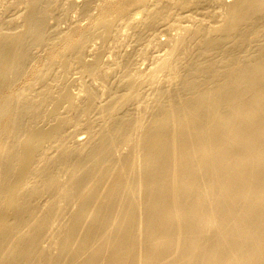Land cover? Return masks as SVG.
<instances>
[{
    "label": "bare ground",
    "instance_id": "obj_1",
    "mask_svg": "<svg viewBox=\"0 0 264 264\" xmlns=\"http://www.w3.org/2000/svg\"><path fill=\"white\" fill-rule=\"evenodd\" d=\"M77 1L0 0V264H264V0Z\"/></svg>",
    "mask_w": 264,
    "mask_h": 264
},
{
    "label": "rangeland",
    "instance_id": "obj_2",
    "mask_svg": "<svg viewBox=\"0 0 264 264\" xmlns=\"http://www.w3.org/2000/svg\"><path fill=\"white\" fill-rule=\"evenodd\" d=\"M83 1H85V0H78L77 2L78 3H75V5H73L70 9H69V11L67 12V17H69V18H67L66 20H65V22L63 21H61L60 22V24L59 23H57V25L59 26H61L62 28L64 27V28H66L69 24H70V22L71 23H73V21H74V23H76V24H85L86 23V21L88 20V19H86L87 18V16L84 14V13H82V11L80 12V10H81V2H83ZM222 1H228V0H222ZM73 10V11H72ZM77 10V11H76ZM75 11V12H74ZM136 11V12H135ZM79 12V13H78ZM135 12V13H134ZM134 12H133V16H136V17H139L140 15H138V13H140V12H138V10H134ZM71 13H72V15H71ZM81 14V15H80ZM135 14V15H134ZM138 15V16H137ZM85 16H86V18H85ZM74 17V18H73ZM196 17V16H195ZM79 19V20H78ZM68 20V21H67ZM82 20V21H81ZM67 21V22H66ZM51 23L53 22V20H51L50 21ZM119 22H121L122 23V20H120ZM69 23V24H68ZM81 24V25H82ZM57 26V27H58ZM58 27V28H61V27ZM66 26V27H65ZM61 28V29H62ZM127 32H129V30H127L125 33H127ZM129 34V33H128ZM161 34H163V35H161ZM166 35L168 36V35H170V33L168 34V33H166V31H163L162 29L160 30V31H158V33H157V35L155 34V36H153L152 37V39H150V41H154V42H156L155 40H159V41H164L165 39L164 38H166ZM130 36H132V35H129L128 37V41H126V43L124 44V46H123V49L124 50H126V51H128V52H130V53H132L133 51L135 52V49H139V50H143V47L145 46V45H142V42L138 45V43L135 41V39H134V36H132V38L130 37ZM155 39V40H154ZM164 39V40H163ZM167 39V38H166ZM100 39L99 38H97V37H94V38H92L91 40H90V42H89V46H90V48H91V51L93 52L94 51V48H95V50H96V48L98 47L99 48V45H100V43H101V40L99 41ZM152 41V42H153ZM96 44H98V46L96 45ZM110 44H111V47H113V44L111 43V41L110 42H108V44H107V46H106V49L107 48H109L110 47ZM145 44V43H144ZM137 45V46H136ZM109 46V47H108ZM139 46V47H138ZM142 47V48H141ZM97 48V49H98ZM113 49V48H112ZM133 50V51H132ZM144 50H145V47H144ZM109 51H110V49H107V51H105L101 56H102V58L104 59V60H106V59H109L110 60V58H112V56H110V54H109ZM157 51H159L160 52V50H157ZM157 51H155V52H157ZM106 52H108V53H106ZM155 52H153V53H155ZM158 52V53H159ZM153 53H150L149 54V56L146 58V59H142L141 58V56H137L139 59H137V62H138V64L136 63V65H137V67H139V68H141V69H144L142 66H144L145 68H147L148 66H149V64H151V62H152V60H151V58H152V56L154 57V55L156 56V54H153ZM132 54H134V53H132ZM153 54V55H152ZM105 55H106V57H105ZM134 55H136V54H134ZM150 56H151V58H150ZM150 60V61H149ZM143 64V65H142ZM139 65V66H138ZM107 68H109V67H107ZM78 73L75 71V72H73L72 74H71V79H73L72 81H74V82H71V84H70V90H71V92L73 93V94H77V92L78 93H81V91H79L80 90V85H81V81H79L80 79H78L79 77V74L77 75ZM76 75V76H75ZM78 79H76V78ZM75 84V85H74ZM74 86H76V87H74ZM78 89V90H77ZM80 132V131H79ZM79 132L78 133H76V135L77 136H79L82 132H80V134H79ZM84 133V132H83ZM82 133V135H80L79 137H82V136H84L85 135V133L83 134ZM79 134V135H78Z\"/></svg>",
    "mask_w": 264,
    "mask_h": 264
}]
</instances>
